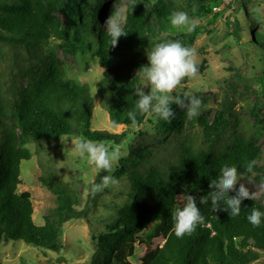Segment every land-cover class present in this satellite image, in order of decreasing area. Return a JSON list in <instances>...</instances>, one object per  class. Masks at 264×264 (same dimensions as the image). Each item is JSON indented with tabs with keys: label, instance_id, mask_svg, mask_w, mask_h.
I'll return each instance as SVG.
<instances>
[{
	"label": "trees",
	"instance_id": "trees-1",
	"mask_svg": "<svg viewBox=\"0 0 264 264\" xmlns=\"http://www.w3.org/2000/svg\"><path fill=\"white\" fill-rule=\"evenodd\" d=\"M103 2L0 0V243L22 241L45 252L60 253L63 224L87 218L88 211L77 208L78 197L68 184L40 177L54 195L56 206L44 216L43 224L34 223L31 194L18 192L21 163L32 156L29 142L78 136L115 145L128 134L92 128L88 86L67 75L55 49L72 56L90 52L101 68L109 120L125 127L139 126L147 114L138 113L133 124L127 113L135 107L134 88L139 83L135 72L141 73L147 65L145 52L166 40L192 48L198 35L220 14L213 8L221 0H126L128 34L115 46L103 26ZM176 11L187 12L198 21L197 28L191 33L173 28L170 16ZM258 82L264 94V77ZM172 107L174 118L160 120V124L182 133L184 113L180 107ZM233 108V100L225 94L212 119H198L199 144L198 138L185 136L176 161L159 166L150 152L140 148L133 157L121 159V172L127 175L130 190L127 201L117 207L116 221L95 238L101 258L94 264H264V223L253 227L247 220L252 208L264 212V205L253 199L242 202L236 217L223 209L215 212L209 201L200 205L205 220L191 234L177 238L173 232L172 215L187 193L199 200L213 191L210 178H218L225 163L244 172L248 161L258 163L261 158L257 137L233 123ZM254 115L257 118L258 111ZM6 118L12 120L11 125ZM229 129L230 142L225 143L223 136ZM101 175L99 170L93 183H100ZM254 178L264 181V176ZM153 223H157L154 233L146 234ZM157 238L162 244L134 262L138 245Z\"/></svg>",
	"mask_w": 264,
	"mask_h": 264
},
{
	"label": "rangeland",
	"instance_id": "rangeland-1",
	"mask_svg": "<svg viewBox=\"0 0 264 264\" xmlns=\"http://www.w3.org/2000/svg\"><path fill=\"white\" fill-rule=\"evenodd\" d=\"M103 4L104 24L113 12H120L124 17L126 0H104ZM217 8L220 14L207 26L206 32L198 35L192 46L197 73L191 78H185L172 93H188L202 100L201 115L194 120L187 119L186 108H179L184 113L182 133L164 129L160 120L150 114L145 116L139 126L113 124L107 112L105 90L100 84L102 73L97 59L88 51L76 56L64 54L59 48L55 52L66 65L67 75L78 84L86 83L88 86L92 103V128L109 133L127 131L121 143H104L107 146H120L123 152L121 159L133 157L140 148L150 152L153 162L159 166L176 161L181 140L185 136H194L198 138L199 144L198 119H212L217 104L226 94L234 102L236 115L233 123L257 137L261 158L251 184L248 176H242L241 183H245L250 193L255 194V201L264 205V181L254 178L264 176V94L258 82L259 77H264V0H229L228 3L221 0ZM203 24H206V20ZM165 35V32L161 34L162 37ZM0 66H3L1 58ZM135 73L139 75L140 82V73ZM145 87V91H150L147 82ZM257 111L256 118L254 112ZM5 122L12 124L10 118H6ZM231 131H226L223 142H230ZM138 133L142 136L139 137ZM78 138L62 136L57 140L29 142L32 156L30 160L21 163L18 192L28 191L31 194L32 219L35 224L41 225L44 216L51 212L56 203L54 195L43 185L40 177L58 179L76 192L77 208L86 209L87 218L63 224L60 235L63 248L60 253L45 252L22 241L0 243V264H94L101 258L95 238L116 221L117 207L127 201L130 182L127 175L121 172L120 159L113 165L111 173L102 170L101 175V178L112 175L118 182L92 193L90 184L94 182L99 170L77 157L74 144ZM156 227L157 223L149 225L146 234L154 233ZM162 241L157 238L150 243L139 244L133 261L139 262L145 253L161 245Z\"/></svg>",
	"mask_w": 264,
	"mask_h": 264
},
{
	"label": "clouds",
	"instance_id": "clouds-1",
	"mask_svg": "<svg viewBox=\"0 0 264 264\" xmlns=\"http://www.w3.org/2000/svg\"><path fill=\"white\" fill-rule=\"evenodd\" d=\"M125 23L126 20L120 12H113L105 21L104 29L111 46H115L120 37L128 34L125 31ZM170 25L191 33L197 28L198 22L191 19L187 12L176 11L170 16ZM194 55L193 48L184 46L178 40L157 43L150 51H147V65L142 67L140 82L134 88V94L137 97L135 107L127 113V117L133 124L136 122L138 113L154 115L158 120L170 122L175 116L173 105L186 108V116L190 121L201 115V98L188 93H184L183 96L172 94L185 78H191L197 73ZM145 82L150 85V91H145ZM74 149L79 159L95 170L108 173L113 171V165L121 159L123 154L120 146H107L87 138H78ZM256 163V160L248 161L243 166L244 172H238L237 166L225 163L218 178H210L209 187L213 191L208 195L197 200L195 196L187 193L182 205L177 207L172 215L174 235L177 238H183L202 224L205 217L201 214L200 205H206L209 201L215 212L223 209L229 213L230 217L239 216L242 202L245 199H256L255 194L250 193L245 183H241V177L247 173L249 184H251ZM117 182L112 175H105L100 183L90 184V191L96 193ZM237 185H239L238 188ZM232 192L235 195H230ZM247 220L253 227H259L264 223V212L252 208L247 215Z\"/></svg>",
	"mask_w": 264,
	"mask_h": 264
},
{
	"label": "built area",
	"instance_id": "built-area-1",
	"mask_svg": "<svg viewBox=\"0 0 264 264\" xmlns=\"http://www.w3.org/2000/svg\"><path fill=\"white\" fill-rule=\"evenodd\" d=\"M224 1H225L226 3L229 2V0H224ZM218 9H219V8H217V7H214V8H213L214 11H217Z\"/></svg>",
	"mask_w": 264,
	"mask_h": 264
}]
</instances>
